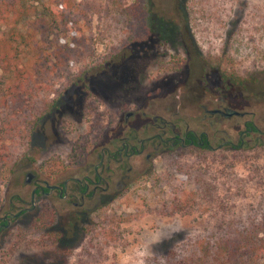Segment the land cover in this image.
Here are the masks:
<instances>
[{"label": "rangeland", "instance_id": "374dc122", "mask_svg": "<svg viewBox=\"0 0 264 264\" xmlns=\"http://www.w3.org/2000/svg\"><path fill=\"white\" fill-rule=\"evenodd\" d=\"M259 2L233 0L225 18L208 24L212 45L228 55H206L205 60L189 30L184 0H151L147 39L131 46L130 54L117 66L89 64L87 74L92 78L86 89L79 83L66 86L33 129L27 157L1 169L0 216L9 199H28L30 186L22 181L25 171L60 172L81 159L89 145L105 142L130 126L141 127L152 121V115L184 121L200 130L201 104L214 107L215 99L221 97L223 105L245 114L222 119L215 129L227 130L235 143L243 120L264 131V62L258 63L249 47L263 32L250 30L246 21L247 12ZM88 19L89 29L84 31L88 47L75 56L73 69L96 61L105 50L97 35L100 22L95 14ZM221 57L223 65L236 69L233 79H223ZM129 111L137 113L124 121ZM140 111L146 112L145 118ZM256 135H246L245 144L232 151L192 146L161 153L117 196L97 209L77 212L72 222L65 211H58L51 225L39 227L34 218L49 211L39 203L0 233V264H75L76 258L83 257V246L93 240L99 245L95 255L78 264H142L166 254L190 235L209 229L221 206L232 212L264 198V138L256 143ZM221 136L210 135L209 142L214 144ZM187 163L206 172L215 197L201 200L189 211L170 212L168 203L176 188L193 187Z\"/></svg>", "mask_w": 264, "mask_h": 264}, {"label": "trees", "instance_id": "16d2710c", "mask_svg": "<svg viewBox=\"0 0 264 264\" xmlns=\"http://www.w3.org/2000/svg\"><path fill=\"white\" fill-rule=\"evenodd\" d=\"M232 1L184 0L189 30L205 60L206 55H228L227 50L212 45L214 38L208 36L213 32L208 34L206 27L225 18ZM150 6L151 0H0V171L27 157L33 129L66 86L79 83L86 89L92 78L87 74L89 64L117 66L130 54L131 46L147 39ZM90 13L100 22L97 35L105 50L96 61L73 69L75 56L88 47L84 31L89 29ZM246 17L250 30L263 32L249 47L260 59L258 63L264 62V0ZM60 37L64 40L58 41ZM218 62L223 79L237 75L235 68L223 65V58ZM185 169L193 187L176 188L168 203L170 212L189 211L201 200L215 197L206 172L191 163ZM54 219L50 210L34 218L39 227H48ZM215 220L209 229L142 264H264V198L232 212L221 206ZM95 242L83 246V257L76 258L75 264L93 258L99 246Z\"/></svg>", "mask_w": 264, "mask_h": 264}, {"label": "flooded vegetation", "instance_id": "af4514ba", "mask_svg": "<svg viewBox=\"0 0 264 264\" xmlns=\"http://www.w3.org/2000/svg\"><path fill=\"white\" fill-rule=\"evenodd\" d=\"M215 101L218 104L214 107L208 108L206 103L201 104L204 113L200 130L188 127L184 121L181 124L172 121L170 117L152 115V121L143 123L141 127L138 124L130 126L105 142L89 145L81 159L71 162L60 172L32 174L30 182L25 183L30 186L28 199L14 197V201H7V208L0 216V233L8 228L11 221L35 210L39 203L46 204L54 215L58 211H65L67 221L72 222L77 212L87 213L117 196L130 182L141 177L153 159L161 153L192 146L208 151L223 147L232 151L242 147L245 136L253 132L258 134L254 137L256 143L263 140L264 131L247 119L242 121V128L237 131L236 143L228 138L227 130L215 129L220 120L245 114L223 105L224 99L221 97ZM228 109L239 114L226 116ZM136 113L129 111L126 117L124 115V121ZM140 114L145 118V111H140ZM216 133L224 136L211 144L209 136Z\"/></svg>", "mask_w": 264, "mask_h": 264}, {"label": "water", "instance_id": "95a60500", "mask_svg": "<svg viewBox=\"0 0 264 264\" xmlns=\"http://www.w3.org/2000/svg\"><path fill=\"white\" fill-rule=\"evenodd\" d=\"M213 110H211V112H212ZM227 111V113H225L226 114V116H230L231 114H239L237 111H235V110H233V109H228V110H226ZM128 115V113H126L125 114V117ZM218 146H220V145H218ZM32 172L30 171V170H27V171H25L24 172V175H23V182L24 183H29L30 182V180H31V178H32ZM8 214H10L11 216H13V214L12 213H8Z\"/></svg>", "mask_w": 264, "mask_h": 264}]
</instances>
